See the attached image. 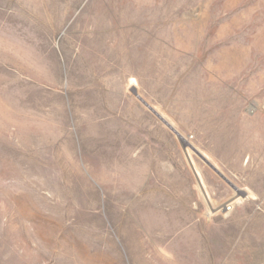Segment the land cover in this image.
<instances>
[{
	"label": "rangeland",
	"instance_id": "374dc122",
	"mask_svg": "<svg viewBox=\"0 0 264 264\" xmlns=\"http://www.w3.org/2000/svg\"><path fill=\"white\" fill-rule=\"evenodd\" d=\"M0 264H264V0H0Z\"/></svg>",
	"mask_w": 264,
	"mask_h": 264
},
{
	"label": "water",
	"instance_id": "95a60500",
	"mask_svg": "<svg viewBox=\"0 0 264 264\" xmlns=\"http://www.w3.org/2000/svg\"><path fill=\"white\" fill-rule=\"evenodd\" d=\"M136 97H137V99H139V101H141L142 103H143V105H145L150 111H152V112H154L153 110H151V108L147 105V104H145L137 95H136ZM168 127H169V129H171V131H173L177 136H178V134L168 125V124H166ZM179 137V136H178ZM209 165V164H208ZM216 173H217V175H219V177H221V179L223 180V181H225L227 184H229L230 185V183L223 177V176H221L211 165H209ZM196 176V175H195ZM197 177V176H196ZM197 182H198V179H197ZM236 192H237V190L235 189V188H233Z\"/></svg>",
	"mask_w": 264,
	"mask_h": 264
}]
</instances>
